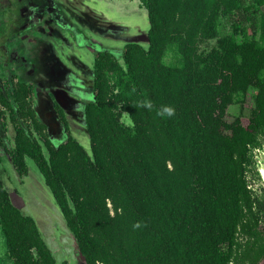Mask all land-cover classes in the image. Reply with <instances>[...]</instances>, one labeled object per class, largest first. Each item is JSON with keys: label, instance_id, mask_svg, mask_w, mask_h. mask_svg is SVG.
I'll return each mask as SVG.
<instances>
[{"label": "trees", "instance_id": "16d2710c", "mask_svg": "<svg viewBox=\"0 0 264 264\" xmlns=\"http://www.w3.org/2000/svg\"><path fill=\"white\" fill-rule=\"evenodd\" d=\"M139 1L145 43L100 51L92 66L90 152L72 136L51 142L32 84L0 83L13 129L11 146L0 132V233L12 264L59 263L13 203L6 160L20 180L34 162L84 264L264 261V0ZM234 103L239 115L228 122ZM165 106L174 115H158Z\"/></svg>", "mask_w": 264, "mask_h": 264}, {"label": "rangeland", "instance_id": "374dc122", "mask_svg": "<svg viewBox=\"0 0 264 264\" xmlns=\"http://www.w3.org/2000/svg\"><path fill=\"white\" fill-rule=\"evenodd\" d=\"M15 2V0H12ZM31 10L39 18L40 21L52 28L49 20L53 15H50L51 10L46 6V3L51 1L59 2L62 6L68 9L69 13L64 12L58 15L60 22L65 26H70L69 32H73L77 38V43L73 44L74 54L86 66L92 67L97 51H114L117 55L121 53L127 40L136 37L141 38L140 42H144L143 34L148 31V18L146 10L140 5L139 0H29ZM19 5V4H18ZM46 6V7H45ZM9 6L4 0L0 1V83H3L5 76L3 74L1 64L3 61V50L5 45L9 44L14 47L20 42L24 44L23 37L16 33L18 27L22 28L25 24L20 18H14L13 23L6 21ZM54 12L57 10L54 9ZM19 15V14H18ZM48 17V19H47ZM19 20V22H18ZM6 21V22H4ZM66 22L72 25H67ZM8 23V26H7ZM109 28V32L107 29ZM17 26V28L15 27ZM27 26H24V28ZM104 28V29H103ZM114 30H125L127 37L125 39L117 38L111 32ZM25 30L21 31L24 32ZM67 31V32H68ZM64 33V36L69 38V32ZM25 36V32L23 33ZM31 39V38H30ZM72 42V39H69ZM89 43L91 44L89 46ZM143 43V44H144ZM29 44V43H28ZM62 48V49H61ZM23 51L26 53L24 54ZM98 51V52H99ZM20 54L27 56V62L33 66L31 74H29L30 81L41 87L52 88L56 84L57 69H62L60 62L64 66L67 61L64 57L67 48H63L62 43L55 44L33 41L27 46L25 43ZM252 91L247 95L242 111V123L247 124L246 116L252 106ZM88 98L91 100L93 94ZM0 107V132L8 146H11L13 138V129L10 124H5V118L1 113ZM237 115H239V105L232 104L226 115V120L231 122ZM123 121L129 124V119L126 115L123 116ZM87 152H90L89 140L83 131L78 132L74 137ZM8 139V141H7ZM258 162V170L264 168V150L259 151L256 156ZM29 172L27 177L19 180L11 164L6 160L2 164L1 179L5 187L10 193L13 203L18 206L25 214L34 218L36 224L39 226L42 235L49 240L53 248L56 250V256L59 261H67L69 264H84L80 258H74L76 252H73V245L69 236L60 230L57 222V214L60 217L59 210L51 196V193L44 185L42 177L31 160H27ZM57 212V214H56ZM62 229L65 230L63 224ZM0 264H12L6 257V250L3 243V238L0 233ZM260 264H264V261Z\"/></svg>", "mask_w": 264, "mask_h": 264}, {"label": "flooded vegetation", "instance_id": "af4514ba", "mask_svg": "<svg viewBox=\"0 0 264 264\" xmlns=\"http://www.w3.org/2000/svg\"><path fill=\"white\" fill-rule=\"evenodd\" d=\"M4 1L9 6L7 11V16L9 18L6 21L10 24L13 23L14 18H20L21 21L25 23L22 28L18 27V30L16 29V33H19L18 35L23 37L24 44L27 43L28 46L31 39H33L34 42L40 41L55 44L57 47L61 42L63 48H67V52L64 54L67 65L64 66L60 62L58 63L62 66V69H57L55 74V80L57 82L52 88L41 87L30 81L29 74L33 73V66L30 62H27L28 58L26 55L23 57L26 53L23 51L24 54L21 55V52H19L24 44L20 42L14 47L6 44L2 54L3 57L1 58L3 61L1 64L2 72L5 76L3 83L10 82L13 77H17L20 80L32 84V101L36 114L45 125L46 134L53 144H59L69 136L75 137L78 132H84L82 128L83 113L85 106L91 102L88 96L92 94L93 91L94 74L92 67L86 66L79 58L75 57L72 45L77 43V38L73 32L68 31L71 27L65 26L58 18V15L63 14V10L69 13L68 9L59 2L51 1V3H46V6L51 10L49 14L53 15L52 19L49 20L50 25H52V28H50L44 23V20H39L41 16H37L33 13L31 10L32 5L29 4L32 1ZM54 9L57 10V12H54ZM66 24L72 25L69 22H66ZM24 26L27 27L24 28ZM15 27L17 28V26ZM23 30H25V36L23 35L24 32H21ZM67 31L69 32V38L64 36V33ZM109 31L108 28L107 32ZM113 34L117 36V38H124L125 41L127 40L125 30H114V33L111 32L112 37ZM69 39H72V42ZM90 45L89 43V46ZM110 52L117 54L116 50H111Z\"/></svg>", "mask_w": 264, "mask_h": 264}, {"label": "water", "instance_id": "95a60500", "mask_svg": "<svg viewBox=\"0 0 264 264\" xmlns=\"http://www.w3.org/2000/svg\"><path fill=\"white\" fill-rule=\"evenodd\" d=\"M143 38H144L143 40H146V39H147V33L143 34ZM141 40H142L141 38L136 37V38H133V39H129V40H127L126 42H136V43L143 44L144 42H140ZM92 94H93V91H92ZM91 101H93V98L91 99ZM82 125H83L82 128L84 129L85 135H86V137H87L88 140H89V135H88V133L85 131L84 122H83ZM59 213H60V212H59ZM56 214H57V212H56ZM57 222H58V224H59V228H60V230L63 231L64 233H66V234L69 236V238L71 239V243H72V245H73V252H76V256H74V258H75V259H76V258H77V259L80 258V259L83 261V263H84L85 261H84L83 257L77 253V246H76V242H75V240H74V237H73V235L71 234V232L69 231V229L67 228V225L65 224L64 219H63V217H62L61 214H60V217H59L58 214H57ZM62 224H63V227L65 228V230L62 229V227H61ZM37 227H38V229H39V226H38V225H37ZM39 231H40V234H41V236H42V238H43L45 244L47 245V247L49 248V250H50V251L52 252V254L54 255V257H55L57 263L60 264L62 261H59L58 257L56 256V250L53 248V246L51 245V243L49 242V240H47V239L42 235L40 229H39Z\"/></svg>", "mask_w": 264, "mask_h": 264}, {"label": "clouds", "instance_id": "9594fccd", "mask_svg": "<svg viewBox=\"0 0 264 264\" xmlns=\"http://www.w3.org/2000/svg\"><path fill=\"white\" fill-rule=\"evenodd\" d=\"M144 106H145V107H148V108H151V102H150V101H146V102L144 103ZM157 114L160 115V116H163V115L166 114L167 116L170 117V116L174 115V109L171 108V107H169V106H165V107H163L162 110L159 111Z\"/></svg>", "mask_w": 264, "mask_h": 264}, {"label": "bare ground", "instance_id": "6f19581e", "mask_svg": "<svg viewBox=\"0 0 264 264\" xmlns=\"http://www.w3.org/2000/svg\"><path fill=\"white\" fill-rule=\"evenodd\" d=\"M259 175H260L261 181H262V183L264 185V168H261L259 170Z\"/></svg>", "mask_w": 264, "mask_h": 264}]
</instances>
